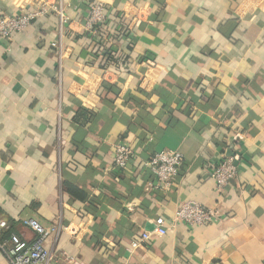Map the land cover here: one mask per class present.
<instances>
[{
    "label": "crops",
    "instance_id": "1",
    "mask_svg": "<svg viewBox=\"0 0 264 264\" xmlns=\"http://www.w3.org/2000/svg\"><path fill=\"white\" fill-rule=\"evenodd\" d=\"M95 1L108 41L86 28ZM43 7L0 40V218L12 232L34 241L29 219L54 228L51 264H264V0H0L6 15ZM163 149L183 155L165 186L143 165ZM225 157L238 172L220 189L209 165ZM183 201L222 218L172 224Z\"/></svg>",
    "mask_w": 264,
    "mask_h": 264
},
{
    "label": "built area",
    "instance_id": "2",
    "mask_svg": "<svg viewBox=\"0 0 264 264\" xmlns=\"http://www.w3.org/2000/svg\"><path fill=\"white\" fill-rule=\"evenodd\" d=\"M46 10L43 7L38 11L32 10L18 15L0 14V40L10 38L16 32L24 31L32 19ZM58 12H60V18L63 19L62 11L59 10ZM107 27L108 21L104 3L101 1L93 2L86 23L87 30L92 33L99 31L100 37L108 41L111 33ZM132 157L133 150L128 144L121 142L115 146L113 160L118 169L128 167ZM182 163L183 155L180 151L163 149L146 159L143 165L156 177L158 184L165 186L170 184L178 174ZM209 167L211 175L220 189L227 187L238 172L232 157H225L219 162L211 163ZM221 218L222 213L218 208L207 207L195 201H183L175 209L171 222L172 224L183 222L191 226H199L217 222ZM24 223L37 233V238L34 241H27L15 232H10L8 237L4 236V232L10 229V224L0 218V250L7 256L8 264H51L56 258V251L54 245L47 246L46 242L54 228H46L31 219L24 220ZM155 225L154 231L158 235L167 233L169 226L163 216L156 218ZM151 235L152 232H144L141 239L135 241L132 246L137 247L142 241L148 240Z\"/></svg>",
    "mask_w": 264,
    "mask_h": 264
},
{
    "label": "trees",
    "instance_id": "3",
    "mask_svg": "<svg viewBox=\"0 0 264 264\" xmlns=\"http://www.w3.org/2000/svg\"><path fill=\"white\" fill-rule=\"evenodd\" d=\"M10 232H12L11 226H10V229L8 231L4 232V236H8Z\"/></svg>",
    "mask_w": 264,
    "mask_h": 264
}]
</instances>
